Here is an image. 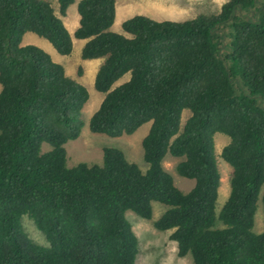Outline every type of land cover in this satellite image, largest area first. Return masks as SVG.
Masks as SVG:
<instances>
[{
	"label": "trees",
	"instance_id": "trees-1",
	"mask_svg": "<svg viewBox=\"0 0 264 264\" xmlns=\"http://www.w3.org/2000/svg\"><path fill=\"white\" fill-rule=\"evenodd\" d=\"M56 3L0 0V264H135L138 239L125 213L149 220L153 202L166 207L154 228L178 257L264 264V233L253 232L259 200L264 213V0H227L184 22L135 15L121 24L128 36L110 31L116 0L78 3L81 57L105 58L89 129L117 138L150 122L145 172L116 148L103 149L101 165L67 167L64 146L81 134L89 93L44 50L21 46L33 33L71 54L62 18L74 0ZM216 134L229 139L220 157L231 167L219 213ZM45 143L51 150L42 152ZM167 154L183 158L176 173L194 181L188 193L164 170ZM22 216L47 247L30 239Z\"/></svg>",
	"mask_w": 264,
	"mask_h": 264
},
{
	"label": "rangeland",
	"instance_id": "rangeland-1",
	"mask_svg": "<svg viewBox=\"0 0 264 264\" xmlns=\"http://www.w3.org/2000/svg\"><path fill=\"white\" fill-rule=\"evenodd\" d=\"M54 7L57 6L56 0H49ZM81 0H74L62 18L68 30L72 42L73 50L69 56L58 54L51 44L33 33H26L23 36L21 46L33 45L41 48L48 53L52 60L63 66L65 74L81 83L89 93V100L82 110L83 128L78 139L68 141L65 144L66 165L74 167L80 163L87 165H101L103 160V149L116 148L123 152L125 158L130 163H134L142 172L148 168L143 160L142 140L149 132L151 123L143 124L131 135H122L117 138L108 137L102 134L92 133L89 129V121L93 113L98 109L104 94L96 91L94 81L96 73L105 58L84 60L81 51L85 41L74 37V32L78 27L79 14L77 5ZM227 0H116L115 20L110 28L111 32L124 34L121 24L135 15H145L156 21L184 22L195 18L198 15H210L219 11L221 5ZM79 68L82 75H78ZM129 74L123 76L112 88L119 86L127 81ZM189 116L188 111H184L181 119V128ZM229 139L222 134H216L214 138L215 155L218 169L220 172V186L216 201V212L219 213L229 196V177L231 167L220 157L222 148L227 145ZM42 152L51 150L50 145L43 144ZM183 158H175L167 154L162 161V166L172 177L175 186L183 193H188L194 187V181L180 177L176 173V165ZM166 207L160 203H152L151 219L145 220L132 211H127L125 217L130 223L134 234L138 239V254L135 264H193L191 254L180 258L177 256V249L174 242L168 239L165 232H160L154 228V222L162 215ZM22 225L25 232L36 244L47 247L44 236L37 230L34 223L28 216H22ZM222 227L220 222L216 227ZM253 232L264 233V213L262 203L259 200L257 211L254 217Z\"/></svg>",
	"mask_w": 264,
	"mask_h": 264
}]
</instances>
